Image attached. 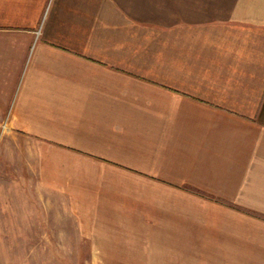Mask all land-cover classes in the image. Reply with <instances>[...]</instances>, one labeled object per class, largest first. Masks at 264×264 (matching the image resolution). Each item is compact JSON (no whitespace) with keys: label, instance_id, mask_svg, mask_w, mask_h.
Here are the masks:
<instances>
[{"label":"crops","instance_id":"obj_1","mask_svg":"<svg viewBox=\"0 0 264 264\" xmlns=\"http://www.w3.org/2000/svg\"><path fill=\"white\" fill-rule=\"evenodd\" d=\"M2 138L82 264H264V0H0Z\"/></svg>","mask_w":264,"mask_h":264},{"label":"rangeland","instance_id":"obj_2","mask_svg":"<svg viewBox=\"0 0 264 264\" xmlns=\"http://www.w3.org/2000/svg\"><path fill=\"white\" fill-rule=\"evenodd\" d=\"M13 150V140H0V264H82L94 251L61 248V240L86 244H77L72 228L66 237L53 232L61 227L46 214L52 197L34 195L23 155Z\"/></svg>","mask_w":264,"mask_h":264}]
</instances>
